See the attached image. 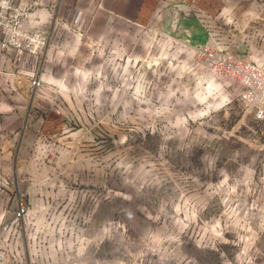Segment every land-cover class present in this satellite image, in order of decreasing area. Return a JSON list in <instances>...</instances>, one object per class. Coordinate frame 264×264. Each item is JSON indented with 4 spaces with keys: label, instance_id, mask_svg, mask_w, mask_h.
Masks as SVG:
<instances>
[{
    "label": "rangeland",
    "instance_id": "1",
    "mask_svg": "<svg viewBox=\"0 0 264 264\" xmlns=\"http://www.w3.org/2000/svg\"><path fill=\"white\" fill-rule=\"evenodd\" d=\"M76 18L61 53L0 49V95L26 94L0 264H264V120L198 52L264 66V0Z\"/></svg>",
    "mask_w": 264,
    "mask_h": 264
},
{
    "label": "crops",
    "instance_id": "2",
    "mask_svg": "<svg viewBox=\"0 0 264 264\" xmlns=\"http://www.w3.org/2000/svg\"><path fill=\"white\" fill-rule=\"evenodd\" d=\"M26 2H28L31 8L27 23L30 26L43 29L49 27L50 50L52 49V52L57 51L61 53L63 52V47H75L79 44L78 33L69 30L71 23L75 20L77 15L79 18L78 22H83L88 14H98L101 11L116 15L122 14V11L126 10L133 13V15H137L145 0H26ZM125 17L129 20L132 19V16L129 15ZM59 28H69V31H67V34L63 37L61 33H59ZM29 57L30 54L24 56L27 60ZM27 60L21 63L22 69L26 74L31 69L30 66L26 64ZM39 68V74L37 73L36 76L32 74V79L39 76L41 78L40 71L43 70V67L41 69L39 66ZM5 78L7 81L10 80L9 76ZM28 78L25 80V85L29 87L32 85V79L30 78L29 84V81H27ZM6 92L7 96L4 95V93L0 95V199L4 189H6L4 182L7 180L8 167L11 164V160L15 158L17 150H19V143L16 136L18 127L13 125L14 119L19 121L21 119L16 111V107L18 106L17 102H22V99L26 96V94L21 96L19 94H12L9 91ZM32 92L35 93V89L32 90ZM34 93H31L32 99L35 96ZM11 108L15 110L11 112Z\"/></svg>",
    "mask_w": 264,
    "mask_h": 264
},
{
    "label": "built area",
    "instance_id": "3",
    "mask_svg": "<svg viewBox=\"0 0 264 264\" xmlns=\"http://www.w3.org/2000/svg\"><path fill=\"white\" fill-rule=\"evenodd\" d=\"M30 12L26 0H0V49L15 53L18 59L27 54L44 53L50 43L46 29L27 23ZM198 52L212 70L234 79L243 87V98L254 118L264 120V66L208 45L198 47ZM32 84L38 85L39 79H33Z\"/></svg>",
    "mask_w": 264,
    "mask_h": 264
}]
</instances>
